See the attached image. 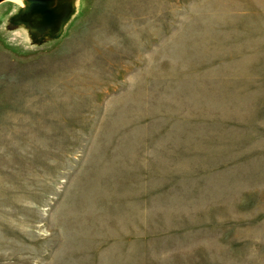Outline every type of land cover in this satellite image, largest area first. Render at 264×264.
Here are the masks:
<instances>
[{
    "label": "rangeland",
    "instance_id": "1",
    "mask_svg": "<svg viewBox=\"0 0 264 264\" xmlns=\"http://www.w3.org/2000/svg\"><path fill=\"white\" fill-rule=\"evenodd\" d=\"M22 7L0 264H264V0H77L43 36Z\"/></svg>",
    "mask_w": 264,
    "mask_h": 264
},
{
    "label": "water",
    "instance_id": "2",
    "mask_svg": "<svg viewBox=\"0 0 264 264\" xmlns=\"http://www.w3.org/2000/svg\"><path fill=\"white\" fill-rule=\"evenodd\" d=\"M6 0H0V3ZM30 7L23 8L19 20L29 26L40 36L59 33L71 13L75 11L74 3L70 0H28Z\"/></svg>",
    "mask_w": 264,
    "mask_h": 264
},
{
    "label": "bare ground",
    "instance_id": "3",
    "mask_svg": "<svg viewBox=\"0 0 264 264\" xmlns=\"http://www.w3.org/2000/svg\"><path fill=\"white\" fill-rule=\"evenodd\" d=\"M14 1H16L19 5L24 6V7H30V5H31L30 1H28V0H14ZM54 4L58 5V4H60V2H58V0H57L54 2Z\"/></svg>",
    "mask_w": 264,
    "mask_h": 264
}]
</instances>
